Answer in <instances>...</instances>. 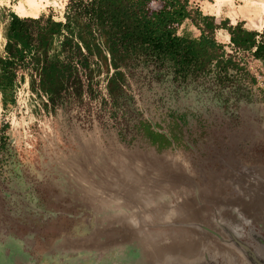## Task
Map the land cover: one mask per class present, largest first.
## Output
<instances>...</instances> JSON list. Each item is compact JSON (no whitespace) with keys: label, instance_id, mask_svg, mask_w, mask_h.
Masks as SVG:
<instances>
[{"label":"flooded vegetation","instance_id":"1","mask_svg":"<svg viewBox=\"0 0 264 264\" xmlns=\"http://www.w3.org/2000/svg\"><path fill=\"white\" fill-rule=\"evenodd\" d=\"M90 70L92 78L54 95L32 92L28 82L42 97L39 125L20 143L8 144L0 132V237L20 242L37 263L58 259L57 244L85 238L95 228L93 211L63 183L62 154L76 151L83 136L98 147L177 157L201 187L234 196L241 193L243 169L264 173L259 81L185 79L144 62L106 73L95 60ZM116 72L121 78L110 82Z\"/></svg>","mask_w":264,"mask_h":264},{"label":"water","instance_id":"2","mask_svg":"<svg viewBox=\"0 0 264 264\" xmlns=\"http://www.w3.org/2000/svg\"><path fill=\"white\" fill-rule=\"evenodd\" d=\"M77 149L63 161V183L93 211L92 233L40 263L0 237V264H264L262 171L243 169L234 196L201 187L177 157L95 140Z\"/></svg>","mask_w":264,"mask_h":264},{"label":"trees","instance_id":"3","mask_svg":"<svg viewBox=\"0 0 264 264\" xmlns=\"http://www.w3.org/2000/svg\"><path fill=\"white\" fill-rule=\"evenodd\" d=\"M201 1L206 0H68L64 22L51 15L11 13L2 29L0 92L12 96L26 71L32 92L57 94L83 77L92 78L95 60L106 73L110 67L144 62L166 66L185 79L214 76L256 84L245 56L260 63L264 77V25L256 31L242 21L204 14ZM185 21L199 37L178 34ZM121 76L113 73L110 82Z\"/></svg>","mask_w":264,"mask_h":264},{"label":"rangeland","instance_id":"4","mask_svg":"<svg viewBox=\"0 0 264 264\" xmlns=\"http://www.w3.org/2000/svg\"><path fill=\"white\" fill-rule=\"evenodd\" d=\"M18 1L19 0H0V56H4L5 46V38L2 36V29L8 21L10 14L16 11L15 8L18 7ZM56 2L57 6L45 9L41 15H51L55 21L64 22V12L68 0H56ZM37 5H39L38 7L41 6L39 3ZM198 6L204 14L213 15L220 19L230 18L234 20V24L242 21L248 29L257 31L264 25V0H206L198 2ZM178 34L190 38L199 37V32L189 21H185L181 25ZM224 45H228V43ZM60 47L54 49L58 50ZM55 50L53 51L55 52ZM225 51L229 54L232 53L228 46H226ZM245 61L250 72L254 75H258L261 70L260 63L246 56ZM22 76V80L19 78L15 82L14 94H12V96H5L0 92V132L1 134L5 133V135H8V144L20 143L22 139L29 138L34 128L33 126L39 125L37 114L40 112L42 97L29 90L28 73L24 71ZM258 81L260 82L259 89L261 90V97L264 102V77H260ZM5 124H8V130L6 129L8 127L2 129ZM86 140L92 141L94 139L83 136L82 141ZM77 147L76 151H78ZM76 151L68 149L67 152L62 154L63 161L71 152Z\"/></svg>","mask_w":264,"mask_h":264},{"label":"crops","instance_id":"5","mask_svg":"<svg viewBox=\"0 0 264 264\" xmlns=\"http://www.w3.org/2000/svg\"><path fill=\"white\" fill-rule=\"evenodd\" d=\"M17 3L18 7L15 8L16 11H13V13L19 17H37L47 7L57 6L56 0H19ZM38 3L41 5L40 7H38Z\"/></svg>","mask_w":264,"mask_h":264},{"label":"built area","instance_id":"6","mask_svg":"<svg viewBox=\"0 0 264 264\" xmlns=\"http://www.w3.org/2000/svg\"><path fill=\"white\" fill-rule=\"evenodd\" d=\"M256 76H257L258 80H259V78L261 77V76H259V74H258V75H256Z\"/></svg>","mask_w":264,"mask_h":264}]
</instances>
